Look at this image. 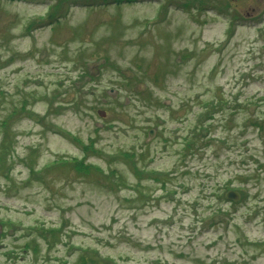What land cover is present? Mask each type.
Here are the masks:
<instances>
[{"label":"rangeland","instance_id":"1","mask_svg":"<svg viewBox=\"0 0 264 264\" xmlns=\"http://www.w3.org/2000/svg\"><path fill=\"white\" fill-rule=\"evenodd\" d=\"M102 1L0 0V264H264V0Z\"/></svg>","mask_w":264,"mask_h":264},{"label":"trees","instance_id":"2","mask_svg":"<svg viewBox=\"0 0 264 264\" xmlns=\"http://www.w3.org/2000/svg\"><path fill=\"white\" fill-rule=\"evenodd\" d=\"M103 1H108L109 3H114L117 5H121V3H123V2H125V3H133L134 2V0H103ZM194 1L198 3V5H194V6L198 7L197 9L199 12L202 11L204 8L209 7V3L207 0H194ZM194 1H192V2H194ZM189 6L190 5L187 3H184V5H183V7L185 9H187ZM62 7L63 6L58 2L57 4H55V6L53 8L52 7L50 8L49 15L51 16L52 19H56L59 15H62ZM166 11H167V4L162 3L160 6V9H159V12H160V14L164 15L166 13ZM198 11H197V13H199ZM159 22H161L160 17L158 18V20L155 23H159ZM168 54H170V52H168ZM178 57L180 60H181V58H184V57L186 58V56H184V55H181ZM105 63L109 64L108 58H104V64ZM166 72H169V71L163 72V74L161 75L162 78H164L166 76ZM119 73L121 75L124 74V72L122 73V71H120ZM86 76H88V74L86 72L82 71V73L80 74V78L82 79ZM153 79H154V81L157 82L158 76L155 75L153 77ZM123 82L127 87H129L131 89H133V88L135 89L137 84L141 83V77L135 76L134 73H131V75L128 77L123 76ZM77 165L78 166H77L76 172H78V173H88L90 171L101 172L96 166L91 165V164H86L85 161H80L79 163H77ZM83 263H85V262H83ZM91 263L93 264V262H91Z\"/></svg>","mask_w":264,"mask_h":264},{"label":"water","instance_id":"3","mask_svg":"<svg viewBox=\"0 0 264 264\" xmlns=\"http://www.w3.org/2000/svg\"><path fill=\"white\" fill-rule=\"evenodd\" d=\"M99 116H103V113H99ZM149 135H151V132H150ZM228 198H229V199H234L235 196H234L233 194H229V195H228Z\"/></svg>","mask_w":264,"mask_h":264}]
</instances>
